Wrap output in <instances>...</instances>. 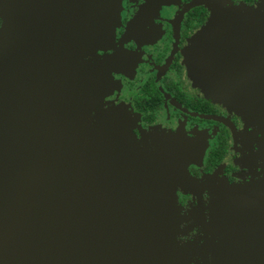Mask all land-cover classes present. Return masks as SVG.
<instances>
[{
	"label": "water",
	"instance_id": "95a60500",
	"mask_svg": "<svg viewBox=\"0 0 264 264\" xmlns=\"http://www.w3.org/2000/svg\"><path fill=\"white\" fill-rule=\"evenodd\" d=\"M113 4L0 0V264L213 261L206 219L201 235L179 238L194 227L176 197L187 161L176 173V159L138 142L115 111L96 110L92 62L114 40ZM185 62L200 97L264 138V5L214 10ZM258 183L264 194V175ZM255 199L215 218L217 263L264 264V198Z\"/></svg>",
	"mask_w": 264,
	"mask_h": 264
},
{
	"label": "flooded vegetation",
	"instance_id": "af4514ba",
	"mask_svg": "<svg viewBox=\"0 0 264 264\" xmlns=\"http://www.w3.org/2000/svg\"><path fill=\"white\" fill-rule=\"evenodd\" d=\"M211 1L114 0V40L96 50L92 62L91 95L97 101L101 97L96 110L115 111L114 120L138 142L158 149L161 158L176 159V173L179 160L187 161L189 177L176 175L181 215L190 213L194 223L179 237L183 241L201 235L200 219L209 223L210 203L215 202L216 218L219 212L234 215L231 203L264 198L254 192L264 175V138L257 128L245 127L241 117L200 97L185 62L190 39L214 10L256 7L264 0ZM155 131L172 139L148 136ZM225 217L229 222L232 216Z\"/></svg>",
	"mask_w": 264,
	"mask_h": 264
},
{
	"label": "bare ground",
	"instance_id": "6f19581e",
	"mask_svg": "<svg viewBox=\"0 0 264 264\" xmlns=\"http://www.w3.org/2000/svg\"><path fill=\"white\" fill-rule=\"evenodd\" d=\"M214 209H215V202L213 204L210 203V205H209V229H210V236H211V241H212L211 257H212V260H213L211 264H219V263H217V260H216V254H217L218 250L214 246V227H213V224H214V221H215ZM195 223L197 225H199L198 220H195Z\"/></svg>",
	"mask_w": 264,
	"mask_h": 264
}]
</instances>
